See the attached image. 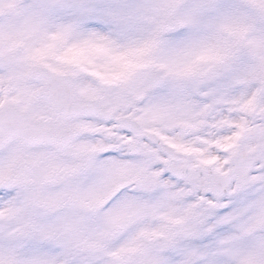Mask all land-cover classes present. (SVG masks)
Returning <instances> with one entry per match:
<instances>
[{
    "label": "snow or ice",
    "instance_id": "1",
    "mask_svg": "<svg viewBox=\"0 0 264 264\" xmlns=\"http://www.w3.org/2000/svg\"><path fill=\"white\" fill-rule=\"evenodd\" d=\"M0 264H264V0H0Z\"/></svg>",
    "mask_w": 264,
    "mask_h": 264
}]
</instances>
